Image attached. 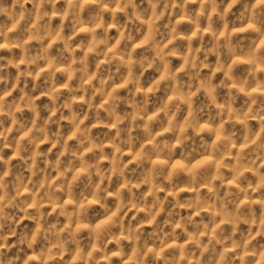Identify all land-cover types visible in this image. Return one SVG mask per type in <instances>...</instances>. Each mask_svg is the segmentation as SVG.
Returning <instances> with one entry per match:
<instances>
[{"label":"clouds","instance_id":"1","mask_svg":"<svg viewBox=\"0 0 264 264\" xmlns=\"http://www.w3.org/2000/svg\"><path fill=\"white\" fill-rule=\"evenodd\" d=\"M0 264H264V0H0Z\"/></svg>","mask_w":264,"mask_h":264}]
</instances>
